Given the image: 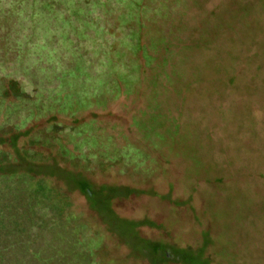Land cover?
<instances>
[{
	"label": "rangeland",
	"instance_id": "rangeland-1",
	"mask_svg": "<svg viewBox=\"0 0 264 264\" xmlns=\"http://www.w3.org/2000/svg\"><path fill=\"white\" fill-rule=\"evenodd\" d=\"M75 1L86 7L88 25L74 13L65 22V0L49 21L39 5L58 0H0V88L9 77L33 74L49 94L45 110L49 104L61 110L63 100L53 98L66 83L62 62L76 51L94 61L106 58L105 52L123 49L117 40H123L126 22L145 25L149 19L147 41L137 51L142 55L134 56L140 79L126 95L109 96L99 88L101 67L81 77L83 85L67 89L66 101L90 103L61 110V124L81 125L57 132L70 153L59 166L103 184L98 192L115 199L117 215L134 221L138 235L158 241L159 250L177 255L160 264H264V0H108L115 5L110 11L106 3L98 6L104 0ZM161 20L168 40L159 48L148 38ZM86 33L106 44L95 46ZM124 51L126 58L130 51ZM12 106L4 101L0 108V136L17 133L12 127L46 125V118L34 122L30 113L24 119L28 112ZM38 133L23 136L20 144ZM6 176H0L6 218L0 264H153L141 246L133 250L129 240L107 229L63 179L50 178L70 203L61 218L50 220L40 204L27 216L20 207L7 211L11 199L4 191L13 179ZM124 187L135 191L126 195ZM143 247L153 249L149 242Z\"/></svg>",
	"mask_w": 264,
	"mask_h": 264
},
{
	"label": "trees",
	"instance_id": "trees-1",
	"mask_svg": "<svg viewBox=\"0 0 264 264\" xmlns=\"http://www.w3.org/2000/svg\"><path fill=\"white\" fill-rule=\"evenodd\" d=\"M65 1L67 2L68 7L64 12H61L60 10L63 7L61 4L64 0H58V4L53 6L50 4H40L41 15L45 14L42 19L46 18V21H49V15L58 12L59 10L64 16L63 19L65 22H70L74 16L80 14L79 19H82V21H85V24L88 25L87 21H91L92 19L88 17L89 15L87 14L88 11L86 10V7L79 8V1ZM59 2L61 4H59ZM93 2L98 3V0H93ZM116 2H118V0H116ZM42 3L45 4V1ZM103 3H106L107 7H104V9H107V11L114 9V3H111L108 0L99 2L98 6L101 7ZM56 6L58 9L57 11L55 10ZM165 8L166 6L163 9ZM166 11H168V9H165V11L162 12ZM71 13H74V16H72ZM144 20H147L145 25H143V21L139 24L137 20L128 21L123 25L124 38L123 40H117L118 43H121L120 47L123 48L120 49V51L111 50L110 52H105L106 58L97 59L96 61L91 59V57L82 58L80 56L81 53L76 51L70 58L62 62L59 74L62 80H66V83L62 86V90L59 91V94L53 98L58 102H62L63 100L62 105L64 107L61 109L62 111L70 108L76 110L77 108L90 103L86 98L80 99L77 97H73L74 99L69 102L66 101V98H68V95L71 93V91H68L67 89L83 85V79L81 77L84 75H90L91 72L97 71L99 67L102 68V73L97 76V81L100 85L99 88L103 91L108 90L109 96L117 95L120 91L126 95L132 89L135 82L140 79V77L136 78L135 76L139 70L140 64L134 63L137 58L134 56L142 55V53H137V51L140 48L139 46H143L142 41H147L143 35L148 30V28H146L148 26L146 25L148 23L150 25L152 22L149 21V19ZM165 22L166 20L156 21V27L153 28L156 35L148 38V40H150L149 45L155 47L158 44L159 48L165 47L168 40V38L164 36L165 34H163ZM144 27L146 28L145 30L143 29ZM74 28L78 29L75 26ZM167 33L170 34L171 31L168 30ZM85 36L91 39V41L93 40L95 46L106 44L103 41H99L103 40L101 37L93 39L91 38L90 33H86ZM125 38L131 40L132 46L129 47L130 43L128 40L126 42ZM134 39L136 42H134ZM107 45L109 44L107 43ZM125 49H129L130 51V54L126 58L124 57V55H127V52L124 51ZM99 51L101 52V49ZM114 59L119 61V66L115 65L117 62L114 63ZM33 76L34 75L32 74V76H29L24 80L9 77L7 78L6 85L2 84V88H0V108L4 101H10L13 104L12 107L18 108V110L21 108V111L24 109L28 112V114L25 113L24 119H29L30 113L35 117L32 120L34 122L46 118L45 126L40 127L38 124H33L26 130L12 127L17 133L10 135L8 138L0 136V176L7 178L6 175H9L13 179L11 186L8 187V190L4 191L5 195L11 199L10 203L6 204L7 211L11 209L15 211V209L20 207V215L27 216L31 212L30 209L34 207L35 210L36 206L40 204L48 209L47 213L51 214L50 220L61 218L63 214H66L70 203L65 191L56 187L54 183L51 184L50 178L63 179L67 186V190L79 191L85 197L88 207L100 216V219L106 225L107 229L118 234L123 239L126 238V240H129L131 242L129 246L132 247L133 250L136 249L135 247L141 246L140 248L142 249V252L144 251V256L153 260V264H160L167 259L176 260L177 255L173 254L171 248L159 250L157 248L158 241L144 239L138 235L136 225L133 223L134 221L126 220L117 215L113 209V201L115 199H106L98 192V190L103 189V184H94L84 174L72 172L59 166L58 161L60 160V157L65 158L70 153L66 149L64 150V147L58 143L59 139H56L57 132H64L65 129L69 131L68 127L72 126L73 131H76L78 130V125L81 124H61L60 121L64 113L58 108H55L52 104H49V109L45 110L43 107L47 102L45 94L47 96H49V94H47L44 88L37 87V82H35ZM10 96L13 97V99L6 100ZM97 100L98 99H96L95 102ZM31 109H33L32 112ZM79 130H82V128ZM32 132L42 133L36 134L33 139L29 141V144L25 141L20 144V139ZM45 148L49 150L48 154L44 153L43 149ZM113 187L121 188V186L115 185H113ZM124 188V190H127L126 195L135 191L133 188ZM18 191H20V193ZM5 219V215L4 213L2 214L1 210V227L4 226L2 221ZM53 223L54 221H52L51 224ZM133 224L134 227L130 228V225L132 226ZM57 228L58 226H52L51 232L58 236L59 233L56 231ZM132 228L134 232L132 231ZM146 242L153 245L152 250L144 249L143 244ZM156 259L157 261H154Z\"/></svg>",
	"mask_w": 264,
	"mask_h": 264
}]
</instances>
